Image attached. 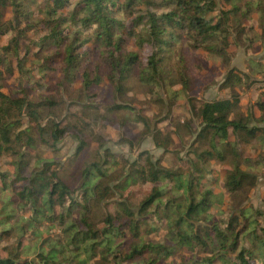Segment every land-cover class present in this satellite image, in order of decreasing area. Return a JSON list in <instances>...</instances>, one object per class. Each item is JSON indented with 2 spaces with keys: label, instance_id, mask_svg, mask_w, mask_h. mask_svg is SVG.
<instances>
[{
  "label": "trees",
  "instance_id": "trees-1",
  "mask_svg": "<svg viewBox=\"0 0 264 264\" xmlns=\"http://www.w3.org/2000/svg\"><path fill=\"white\" fill-rule=\"evenodd\" d=\"M39 24L46 31L31 41L37 47L31 63L60 74L55 93L33 98L31 85L4 91L15 71L22 78L30 73L21 39ZM4 36L0 157L13 159L11 169L0 167V264H264V209L246 202L257 183L253 168L262 165L247 151H264V101L255 104L260 116L254 105L242 111L237 88L255 81L230 65L228 51L244 45L250 74L264 75L262 61L251 57L253 44L264 41V0H0ZM210 60L226 68L219 89L228 94L196 105L188 94L192 67ZM77 78L71 103L80 106L81 119L65 111L63 97ZM131 82L157 117L187 102L188 116L175 127L191 141L176 165L142 155L113 169L117 156L105 147L80 167L73 185L60 161L37 154L56 152L68 135L78 156L88 145L86 132L103 146L84 118L94 111V120L114 123L122 111L136 110L127 98ZM132 121L142 124L138 144L151 136L157 148L170 150L172 136L158 120L137 111ZM212 162L227 167V206L216 213L223 201L209 188ZM145 182L149 191L134 200L131 186Z\"/></svg>",
  "mask_w": 264,
  "mask_h": 264
},
{
  "label": "rangeland",
  "instance_id": "rangeland-1",
  "mask_svg": "<svg viewBox=\"0 0 264 264\" xmlns=\"http://www.w3.org/2000/svg\"><path fill=\"white\" fill-rule=\"evenodd\" d=\"M9 17L10 14L8 12L3 20L5 21ZM45 31L46 28L44 25L39 24L34 32H28L26 37L21 39L23 46L25 45L29 47V61L26 62V66L31 70L28 75L24 76V78H22V76H20L17 71H15L13 75L11 74L8 76L4 81V91H16L22 87L29 88L31 85L32 89L35 88V91H32L31 94L33 98L41 96L42 93H55V83L57 78L61 77L60 74H56L55 71L50 70H45L44 72L38 71V69L35 68L37 67V64L34 65L31 63V61L35 60L34 53L37 50V47H35L31 41L36 40L38 37L44 35ZM258 31L260 32V29H258ZM8 39L9 38L6 36L0 38V44L3 45L7 43ZM26 50L27 48L22 47L20 56H24ZM146 51H148V49ZM228 51L231 58L230 65L236 66L241 71L249 74L250 79H254L255 81L253 83L248 82L244 85L242 84L238 86L237 91H239L241 102L247 107L256 101H264V88H261L264 85V75L254 72L250 74L249 71L251 70L247 64V59L249 56L245 50V46L230 45L228 47ZM253 52L254 54H252L251 57L262 61V65L264 66V41H258L254 43ZM219 63V60L217 62L210 60L203 68H197L198 64H194L192 67V71L195 74L196 79L193 87L189 89L188 94L195 99L196 105H199L203 100H212L214 98L223 97L228 94L227 91L219 89V83L222 81L223 74L226 70V68L219 66ZM1 65V68L4 69V65ZM15 65L16 59H12V66L15 67ZM79 80L80 78H77V83L75 85L69 86L68 94L63 97L66 102L65 107L68 109L65 111L75 112V115L81 119L82 115L79 112L80 106L71 103V101H73L72 95L78 89ZM129 86L131 90L127 92V98L132 97L134 99L133 106L136 108V110L122 111L119 115L115 116L116 120L114 123H110L100 118L94 120V117L98 115H96L94 111H92L93 114L91 115L93 118H84L89 121L90 129H92L94 133H99L101 135L102 139L104 140L103 146L100 147L99 143L94 140L95 136L88 135V132H86L88 136V145L79 153L78 156L74 155L76 143L68 135L61 139V142L58 144L59 148L56 152H51L40 148L36 150L37 154L60 161L61 166L59 170L61 174L68 177V181L73 185H77V182H75L76 174L80 167L85 164V162L98 159L96 158V155H98L97 152L103 153L105 147L109 148L110 152L117 156L118 164H114L113 169H121L125 159L133 161L142 155H149L153 160L160 157L164 165H176L178 163L177 154L181 157L184 156L187 145L191 141V137H188L184 130L181 128L176 129L175 127L176 121L181 122L185 119V117L188 116L187 102L184 99L179 100L178 103L173 107L169 116H166L168 113L167 109L162 108L161 116L157 117L155 116L156 108L149 104L151 100H148V96L143 93L142 89H140V87L133 82H131ZM70 91L72 93H70ZM244 110L245 107H243L242 111ZM137 111L144 114L147 119L158 120V125L170 133V137L172 136L173 142L168 152H163L162 149L157 148L154 145L151 136H145L144 139H142L138 144L139 140L141 139L140 137L142 136V124L132 121V118ZM254 112L256 115H261L259 108L256 110L254 109ZM121 119L125 120L126 123L124 125L120 124L122 122ZM126 139H131L134 145L130 146L128 142H126ZM257 149L258 150L256 151H252V149L247 151L248 155L252 156L254 159L259 158L262 161V165H255L253 168V172L257 175V183L254 187L249 189L246 202L255 208L264 209V151L259 146H257ZM144 157H142L139 163L142 164ZM10 159L13 158L1 156L0 167H3V169H11V166L9 165ZM211 167V174L213 175L212 177L215 178V184L211 185L209 188H211L214 193H216L223 201L222 203H218L216 208L212 209V212L216 213L218 212V208L226 210L227 206L228 195L225 189L222 187L223 176L227 170V167L226 165L214 162L211 163ZM150 187L151 183L149 182L131 186L130 190L133 191L134 200H140L143 195L149 191ZM218 217H225V215L221 214L218 215ZM12 245L13 243L11 242L8 248H11ZM185 254H187V252H185Z\"/></svg>",
  "mask_w": 264,
  "mask_h": 264
},
{
  "label": "crops",
  "instance_id": "crops-1",
  "mask_svg": "<svg viewBox=\"0 0 264 264\" xmlns=\"http://www.w3.org/2000/svg\"><path fill=\"white\" fill-rule=\"evenodd\" d=\"M241 103H242V102H241ZM242 104L244 105V103H242ZM255 104H256V102H254V103H252V104H251V105H254V108H253V110H254V109H255V110L257 109V108L255 107ZM251 105H250V106H251ZM244 107H245V106H244ZM254 113H255V112H254ZM255 115H256V113H255ZM256 116H259V114H258V115H256Z\"/></svg>",
  "mask_w": 264,
  "mask_h": 264
}]
</instances>
